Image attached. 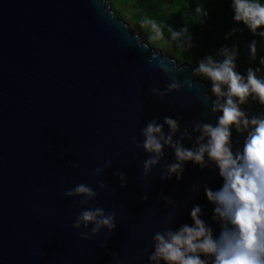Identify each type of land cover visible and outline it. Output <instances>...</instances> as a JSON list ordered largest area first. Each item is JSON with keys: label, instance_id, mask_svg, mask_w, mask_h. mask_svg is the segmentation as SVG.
Wrapping results in <instances>:
<instances>
[{"label": "water", "instance_id": "obj_1", "mask_svg": "<svg viewBox=\"0 0 264 264\" xmlns=\"http://www.w3.org/2000/svg\"><path fill=\"white\" fill-rule=\"evenodd\" d=\"M160 57L182 70L164 74ZM173 78L179 91L153 95ZM205 93L211 96L209 84L189 65L152 49L104 0H0V264H149L154 234L190 225L195 205L219 235L203 190L222 186L218 171L188 162L182 179L162 180L174 161L165 149L145 178L149 157L137 146L153 119H179L181 130L214 124ZM232 143L242 148L244 136L233 130ZM81 183L97 192L88 207L115 213L111 233L84 240L86 230L73 227L79 198L64 192Z\"/></svg>", "mask_w": 264, "mask_h": 264}, {"label": "clouds", "instance_id": "obj_2", "mask_svg": "<svg viewBox=\"0 0 264 264\" xmlns=\"http://www.w3.org/2000/svg\"><path fill=\"white\" fill-rule=\"evenodd\" d=\"M232 19L241 24L254 37L264 40V0H231ZM200 24L208 16L206 8L195 9ZM141 28L148 33V40L153 44L172 42L181 51L193 47V37L188 26L179 30L168 27L165 37L163 27L155 20L145 19ZM241 29L233 28L225 35V40ZM258 41L253 39L247 44L249 63L257 60ZM143 46V45H141ZM239 48L224 46L216 56L208 55L201 59L193 70V75L207 80L211 87V96L204 94L207 104L211 101V112L216 115L212 123H196L181 130L179 119L165 116L163 123L153 119L141 129L142 147L148 154L143 162L142 175L147 178L152 169L157 167L165 156V149H170L174 161L166 166L162 180L177 181L182 179L185 165L191 162L200 169L212 166L222 179V186L212 190L203 187L207 201L212 204V221L220 225L219 235L203 220L199 205L192 207V223L183 224L178 229L165 228L153 236V251L149 255V264H264V113L249 115L244 105L251 100L264 106V56L259 57L258 67H248L244 73L238 71ZM152 59H156V53ZM152 60L149 61L151 63ZM160 70L168 75L182 70L175 63L169 67L167 58L158 60ZM189 87L192 81L187 82ZM182 83L175 78L164 90L152 89L155 96L163 99L172 92L179 91ZM167 126V133L164 131ZM244 136L243 147L232 143V132ZM133 143L137 138L133 136ZM184 140L191 141L186 147ZM73 168L78 164L73 163ZM112 161H106L104 168H110ZM102 169H95L94 175H100ZM121 187L127 184L123 172L115 173ZM103 189V181L98 183ZM200 185H194L192 191L198 192ZM66 198H79L80 213L73 227L86 231L80 232L81 239L107 229L111 233L116 228L115 213H107L100 207H88L97 197V192L87 184H78L64 192ZM144 201L148 196L142 197ZM167 204L174 206V201L165 196ZM171 220V217H169Z\"/></svg>", "mask_w": 264, "mask_h": 264}, {"label": "trees", "instance_id": "obj_3", "mask_svg": "<svg viewBox=\"0 0 264 264\" xmlns=\"http://www.w3.org/2000/svg\"><path fill=\"white\" fill-rule=\"evenodd\" d=\"M112 2L119 5L124 12L130 10L129 20L132 24L141 25L140 22L145 19L155 20L163 27L166 38L169 26L176 30L188 26L193 37V47L188 51H181L172 42H159V45L167 49L175 59L183 57L193 70L201 59L208 55L215 57L218 50L224 46L236 45L239 48L237 65L241 73H244L248 67L260 66L259 57L264 56V40L254 37L243 25L233 21L231 0H111L110 6L115 9ZM197 6L204 7L208 11L203 24L199 23L195 12ZM233 28L241 31H237L225 40V35ZM145 34L148 37L147 31ZM253 39L258 41V56L257 60L250 64L247 44ZM195 77L211 87L207 80Z\"/></svg>", "mask_w": 264, "mask_h": 264}, {"label": "rangeland", "instance_id": "obj_4", "mask_svg": "<svg viewBox=\"0 0 264 264\" xmlns=\"http://www.w3.org/2000/svg\"><path fill=\"white\" fill-rule=\"evenodd\" d=\"M106 3H107V5H109L110 6V1L111 0H104ZM113 3V5H115L114 7H115V9H113V10H115V12L118 14V17L120 18V19H122L126 24H128V26H129V29H130V31H132L135 35H139L140 36V38L143 40V41H145V42H147L148 44H149V46L152 48V49H155L156 51H161V53H162V55H164V56H171V57H173L170 53H169V51L167 50V49H164V48H162L160 45H159V43L158 44H153V43H151V42H149V40H148V37L146 36V34H145V29H143V28H141V25H135V24H132L131 22H130V20H129V17H130V10L128 9V11L127 12H124L121 8H120V6L119 5H117L116 3H114V2H112ZM111 7V6H110ZM112 8V7H111ZM177 59V61L179 62V64H186V65H188L186 62H185V60H184V58L183 57H178V58H176ZM190 66V65H189ZM191 67V66H190ZM192 68V67H191Z\"/></svg>", "mask_w": 264, "mask_h": 264}, {"label": "built area", "instance_id": "obj_5", "mask_svg": "<svg viewBox=\"0 0 264 264\" xmlns=\"http://www.w3.org/2000/svg\"><path fill=\"white\" fill-rule=\"evenodd\" d=\"M262 72H264V68H262ZM245 111L249 113V115H257L259 113H264V106L259 105L256 102L249 101L248 104L243 106Z\"/></svg>", "mask_w": 264, "mask_h": 264}]
</instances>
